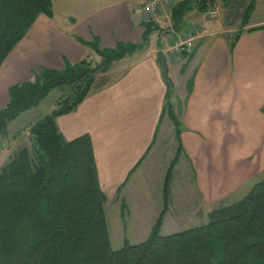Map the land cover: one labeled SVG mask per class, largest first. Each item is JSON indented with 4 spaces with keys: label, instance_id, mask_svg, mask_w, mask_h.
<instances>
[{
    "label": "crops",
    "instance_id": "0c3cea01",
    "mask_svg": "<svg viewBox=\"0 0 264 264\" xmlns=\"http://www.w3.org/2000/svg\"><path fill=\"white\" fill-rule=\"evenodd\" d=\"M146 1L51 0L52 16L37 14L0 63V108L8 99L9 85L30 78L33 69L61 68L65 59L91 57L93 50L76 36L95 35L102 46H112L116 40L139 41L141 20H153L160 29L150 33L147 45L97 72L76 107L55 117L65 138L90 134L100 186L119 192L146 167L144 160L162 120L167 85L156 51L164 52L168 43L199 27L188 56L169 53L171 62L182 57L191 64L193 75L189 93L185 86L182 96H170L181 121L180 156L192 166L203 201L222 199L237 188L246 192L264 176V0H255L231 48L229 42L240 24L225 5L209 24L205 12L190 8L176 29L166 11L177 0L149 13L142 11ZM258 26L262 27L250 29Z\"/></svg>",
    "mask_w": 264,
    "mask_h": 264
},
{
    "label": "trees",
    "instance_id": "16d2710c",
    "mask_svg": "<svg viewBox=\"0 0 264 264\" xmlns=\"http://www.w3.org/2000/svg\"><path fill=\"white\" fill-rule=\"evenodd\" d=\"M212 1H175L172 26L179 28L184 12L193 4L207 11ZM254 2L248 0L244 7L230 48ZM52 11L51 0H0V63L37 14L52 16ZM141 24L139 41L116 40L112 46H102L95 35L91 39L76 36L99 55L98 63L87 56L65 59L61 68L40 66L32 70L30 78L9 85L8 99L0 108V134L7 132L10 120L38 104L52 88L62 92L56 105L29 126L37 147L32 143L30 148L20 146L0 165V264H264V177L237 200L210 209L205 222L168 234L159 231L164 204L143 240L132 243L125 237L121 246L112 247L90 134L65 138L55 117L76 107L97 72L147 45L150 33L160 29L150 19ZM192 84L191 74L187 93ZM171 91L167 87L159 116L166 114L173 122L176 142L163 180L164 203L173 166L182 151L181 121ZM261 109L264 112V105Z\"/></svg>",
    "mask_w": 264,
    "mask_h": 264
},
{
    "label": "rangeland",
    "instance_id": "374dc122",
    "mask_svg": "<svg viewBox=\"0 0 264 264\" xmlns=\"http://www.w3.org/2000/svg\"><path fill=\"white\" fill-rule=\"evenodd\" d=\"M247 2L248 0H228L226 2L214 0L208 4V8H214L216 12L213 16L205 14V21L207 24L214 21L219 11L223 10L221 6L225 5L228 15L234 17L232 20L236 21V17H238L239 25ZM192 8L196 9V13L201 12L195 4H193ZM151 39L155 44V37H151ZM166 41L163 42L164 46ZM164 55L167 64V74L172 81L170 95L174 98L177 95L182 96L187 80L191 76V64L185 63V59L182 57H178L177 60L171 62L169 51H164ZM91 59L94 63L100 61L99 55L93 51ZM61 92L62 89L59 87L52 88L38 104L24 110L8 122L7 132L0 134V165L7 161L13 151L20 146L31 147L29 139L30 124L47 113L52 106L56 105ZM173 129V122L165 114L159 123L158 133L152 149L144 160L146 167L143 170H139L138 173L135 172V176L129 180L128 184L121 187V189L124 188V191L121 189L119 192H113L108 189L103 190L105 194L103 203L105 217L113 248L121 246L125 237L132 243L143 240L164 204L166 210L163 213L159 231L161 234H168L205 222L210 209L220 204L231 203L245 193L242 188H237L222 199L213 202L203 201L201 198L202 190L198 188L193 178V168L188 159L183 154L180 156L181 152H179L180 157L178 156L179 159L173 166L167 187V202L164 203L163 180L168 164L175 153ZM148 159L151 160L149 161ZM147 166L149 169H147ZM263 177L260 176L258 179L260 180ZM121 202L125 203L124 211L122 212ZM140 204L142 208H140ZM126 206L129 209L126 210Z\"/></svg>",
    "mask_w": 264,
    "mask_h": 264
},
{
    "label": "built area",
    "instance_id": "2783aa9c",
    "mask_svg": "<svg viewBox=\"0 0 264 264\" xmlns=\"http://www.w3.org/2000/svg\"><path fill=\"white\" fill-rule=\"evenodd\" d=\"M171 0H147L142 7V11L145 13H149L158 7L160 4L169 3ZM167 15L171 14V9L167 10ZM214 8H210L207 10V13L210 16H213L215 13ZM201 30L196 27L188 31L186 36L178 37L174 39L172 42L168 43L167 51L173 54H183L190 53L194 47L195 38L200 35Z\"/></svg>",
    "mask_w": 264,
    "mask_h": 264
},
{
    "label": "water",
    "instance_id": "95a60500",
    "mask_svg": "<svg viewBox=\"0 0 264 264\" xmlns=\"http://www.w3.org/2000/svg\"><path fill=\"white\" fill-rule=\"evenodd\" d=\"M155 58H156V61L160 67V70H161V75H162V78L163 80L165 81L167 87L171 88L172 87V81L170 79V77L168 76L167 74V64H166V60H165V56H164V53L162 51V49H158L156 51V55H155ZM29 139H30V142L37 147L36 145V142L33 138V136L30 134L29 135Z\"/></svg>",
    "mask_w": 264,
    "mask_h": 264
}]
</instances>
